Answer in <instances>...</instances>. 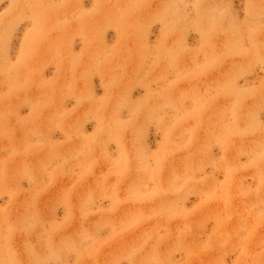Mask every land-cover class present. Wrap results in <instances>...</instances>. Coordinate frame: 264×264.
Masks as SVG:
<instances>
[{
    "label": "rangeland",
    "instance_id": "374dc122",
    "mask_svg": "<svg viewBox=\"0 0 264 264\" xmlns=\"http://www.w3.org/2000/svg\"><path fill=\"white\" fill-rule=\"evenodd\" d=\"M0 264H264V0H0Z\"/></svg>",
    "mask_w": 264,
    "mask_h": 264
}]
</instances>
